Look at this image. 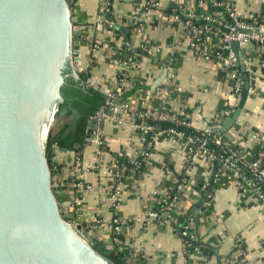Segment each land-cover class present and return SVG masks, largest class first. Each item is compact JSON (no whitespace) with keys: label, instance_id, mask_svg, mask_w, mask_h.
I'll return each mask as SVG.
<instances>
[{"label":"crops","instance_id":"obj_1","mask_svg":"<svg viewBox=\"0 0 264 264\" xmlns=\"http://www.w3.org/2000/svg\"><path fill=\"white\" fill-rule=\"evenodd\" d=\"M153 1L157 7L141 20L132 19L131 0H79L76 4L80 32L86 37L80 47V66L89 87L109 97L107 93L116 88L115 78L124 74L129 87L123 92L135 83L143 88L126 97L123 92L114 96L102 108L103 117L91 118L89 138L80 152L55 151L54 164L63 173L51 178L55 177L58 196L65 205H76L75 212L69 213L85 226L92 225L88 231L111 249L115 235L109 222L112 218L123 221L117 237L136 264H264V208L253 194L243 192L247 182L239 183L237 172L222 159L208 158L201 151L189 157L188 140L173 132L157 133L147 151L144 136L148 132L135 123L138 118L184 116L192 130L217 134L237 109L244 73L246 101L222 135L227 145L236 146L250 161L258 147L254 135L264 138L262 50L252 45L230 47L235 62L225 65L222 33L228 23L221 15V19L208 17V6L199 0ZM223 1L235 19L253 15L264 19V0ZM176 13L187 20L208 17L214 22L208 21L202 29L179 21ZM92 44L94 50H90ZM164 68L165 80L151 91ZM118 97L126 105L111 107ZM94 137L99 146L93 144ZM114 155L134 162L135 170L139 162L144 163L137 177L131 170L118 186L115 209L105 191L111 185L108 166ZM213 171V184L205 196ZM261 176L264 180V172ZM67 178L72 180L70 187L63 189ZM73 180L82 187L75 197ZM175 187L166 221L149 217L155 203L152 194H168ZM186 237L204 251L190 252Z\"/></svg>","mask_w":264,"mask_h":264},{"label":"water","instance_id":"obj_2","mask_svg":"<svg viewBox=\"0 0 264 264\" xmlns=\"http://www.w3.org/2000/svg\"><path fill=\"white\" fill-rule=\"evenodd\" d=\"M70 3L0 0V264L117 261L115 252L104 248L83 222L66 220L52 191L53 172L44 154L49 128L55 132L64 122L55 113L63 101L61 88L66 80L79 82L82 88L90 86L80 66V47L86 37ZM236 46L231 44L233 50ZM166 75L164 68L151 91ZM243 80L237 109L217 135L224 134L242 111L248 95L244 73ZM121 105H126L122 97L111 102V107ZM101 113L102 108L99 118ZM91 123L92 119L88 133ZM214 175L215 171L205 196Z\"/></svg>","mask_w":264,"mask_h":264},{"label":"trees","instance_id":"obj_3","mask_svg":"<svg viewBox=\"0 0 264 264\" xmlns=\"http://www.w3.org/2000/svg\"><path fill=\"white\" fill-rule=\"evenodd\" d=\"M140 0H131L132 3H139ZM148 1V0H143ZM198 1V0H197ZM215 3H223L226 4L223 0H213ZM199 2L206 4L208 6V17H213L215 13H220L221 17L224 20V23L231 24V18L229 17V14L225 12L224 7H216L210 3L209 0H199ZM70 7L73 11L76 12L77 7L74 5L73 0L70 3ZM147 12L155 10V8H150L149 6L145 9ZM172 14V13H171ZM179 21H189L190 23L194 24V27H201L204 29L206 26L205 23H208L205 19L201 18H191L190 20H187L183 16H179V14H175ZM253 19H256L257 22H262L259 16H252ZM238 21L245 22V23H251L252 20L248 19H237ZM264 23V21L262 22ZM204 25V26H203ZM126 36H128L126 34ZM225 53V51H224ZM122 76H118L116 80H119ZM143 88L139 84H134V86H131L127 91L123 92V96L126 97L127 95L131 94L135 90H139ZM61 93L63 97V101L61 104H59L55 116L61 115V118L64 120V122L57 128L55 132H53L52 129L49 128L46 139L44 141V154L45 159L47 161V164L51 171L53 172L52 175H61L60 173V167L56 166L54 164V153L55 151H70V152H80L82 148L84 147L85 141L88 137L87 132V123L92 118L95 117L99 111L100 108H103L108 101H111L109 98L105 100L103 98L104 94L98 90H94L93 88H82L79 86L77 82H74L72 79H67L65 84L61 88ZM186 113L188 111H185ZM175 119L177 121H170V120H159L155 117H149V118H138L135 119L136 124H141L147 127L151 128V131L148 132L145 136V146L147 148V151H149V143H151L152 138L157 133H166V132H175L180 133L184 136L186 139L192 140L194 143L191 145L192 149H195L198 143L204 142L205 148L210 154L214 156V158L218 159H228L232 157V155H235V158L242 157V160H237L234 158L233 161L230 160L229 163H232L231 167L230 164L227 163V167L237 172L238 175V182L243 183V181L247 183H251L257 188L259 194H261L264 197V180L262 178H257L256 175L250 170L249 165L251 162H253L255 159L259 157L260 154L264 155V145L263 143L258 144L257 149L254 151V156L250 161H247L244 157V155L239 152L236 146L234 145H227L228 141L226 140V137L224 135H217L215 132L210 133L208 136L203 135L202 133H198L191 128H189L187 125V119L184 116H176ZM219 138L220 144H215V140ZM144 143V141H143ZM190 147V146H189ZM237 149V150H236ZM117 163L118 170L125 169L120 174L122 175L123 179L125 180L131 170H134L135 174L133 178L137 177V174L141 172L144 169V163L143 161L139 162L138 168L135 170L134 166L135 163H129V161L124 157H119L118 155H114L113 157ZM263 161V159H262ZM122 179V180H123ZM71 179L67 178L66 183H71ZM73 182H75L73 180ZM244 191V188H242ZM176 194V187L174 189H171L168 191V197H166L163 201L159 203H154L150 209L151 212H155L160 214L162 209L166 205H170L172 203V199L175 197ZM58 202H62V199L55 195ZM159 199V198H158ZM66 217V216H65ZM88 229V228H86ZM119 240L121 237H117ZM111 243H113V237L111 240ZM186 243H190L189 250L194 251V248L200 251H204V248L199 245V243L196 242H190L186 237ZM102 246L104 247V244L102 243ZM120 245H117L113 243L112 250L115 252V255L117 257L116 264H136V261L134 260V257H131L127 247H120L121 250H119Z\"/></svg>","mask_w":264,"mask_h":264},{"label":"built area","instance_id":"obj_4","mask_svg":"<svg viewBox=\"0 0 264 264\" xmlns=\"http://www.w3.org/2000/svg\"><path fill=\"white\" fill-rule=\"evenodd\" d=\"M75 1L78 2L79 0H75ZM112 1H115V0H112ZM209 1H210V3H212V5H214L216 7H224L225 12L228 13L229 17L231 18V24L223 26L224 31L222 33V42H223V50L225 51V57L222 60L223 63L225 65H231L235 62V55L230 50L232 43H236L238 46L252 45V46H257V47L261 48V50H262V52H261L262 59L260 62V68L264 71V23H262L264 21V19L262 17H258L262 21V22L258 23L257 20L253 19V17L251 16V17L247 18L248 20H252L251 23L241 22V21H238L237 19L233 18L231 8L227 4L224 5L223 3H215L213 0H209ZM70 2H71V0H70ZM148 6L150 8H156L157 4L153 0H148V1L140 0L139 3L134 2L133 3L134 9L132 12V19L141 20L144 17V15H146L148 13L145 10ZM220 15H221L220 13H215L214 17L216 19H221ZM204 19L206 21L214 22L213 21L214 19H212V18L206 17ZM220 21H218L217 23H220ZM125 79L126 78L123 74L122 78H120L119 80H115L116 88L114 87L115 94L113 95V97L116 95H120L124 90H126L129 87L128 86L129 84ZM112 91L110 93H114V91L113 92ZM238 91L239 90L237 89V93H238ZM103 116L104 115H102V113H101L100 117H103ZM97 117H98V115H97ZM161 118L163 120L176 121V119H169L166 117H161ZM139 129L143 133L151 131L150 127L142 126V125L139 127ZM170 132H172V131H170ZM173 133H175V132H173ZM210 133H211V131H205L202 134L208 136ZM175 134L180 139H184V136L182 134H180V133H175ZM254 139L257 143H259L260 141L264 142V138L258 137L256 135H254ZM187 140H188V142L186 144V147L188 144H189L188 146H190L194 143L190 139H187ZM92 142L95 146L100 145V142L98 141L97 137H94V139H92ZM215 144H217V145L220 144L219 138H217L215 140ZM186 150L188 152L189 157H190V155L195 154L198 151L199 152L201 151L204 154H206V156H208V158H214V156L206 150L203 141L198 143L197 146L195 147V149L188 147ZM234 158H235V155H232V157H230L228 159H223L222 161L227 164V163H229L230 160H232L233 161L232 163H234V161H235ZM235 159L240 161L243 158L239 157V158H235ZM262 159H263V161H262ZM232 163H229L230 167H231ZM112 165H113V163H112ZM112 165L108 166V170H110V172L113 171L114 174H116V172L119 170H116V166L115 165L112 166ZM249 168L254 173V175H256L257 178H262L261 175L264 172V155L260 154L257 159H255L253 162H251V164L249 165ZM120 171H119V173H121ZM118 186L119 185H110V186H108V188L105 189L107 195L109 196L110 200L112 201V205H115V206H113L114 208L117 206V203L119 201V193L117 190ZM247 186L249 187L250 191L253 192V195L256 197V200L261 201L260 203H262L264 205V197L259 194V192L257 191V188H255V186L251 183H247ZM71 187L73 188V191H74L73 193H75V195L82 188L81 184L78 183V181L73 182ZM166 197H168V194L166 192H163L161 194L158 192H155L152 194V198H154L155 203H159V202L163 201ZM172 207H173V205L171 203L170 205H166L162 209L160 214L155 213V212H150V213H148V215L152 219H155V220L161 221V222L162 221L165 222L168 213L172 210ZM123 224H124V222L118 220L117 218H112L111 221L109 222V228L112 229V232L115 235L113 237V243L120 245V247L122 246V244H121V241L118 240L117 235L119 234L120 228ZM110 246L111 245H109V247Z\"/></svg>","mask_w":264,"mask_h":264},{"label":"rangeland","instance_id":"obj_5","mask_svg":"<svg viewBox=\"0 0 264 264\" xmlns=\"http://www.w3.org/2000/svg\"><path fill=\"white\" fill-rule=\"evenodd\" d=\"M72 1V0H71ZM73 3H74V5L76 6V1L75 0H73ZM70 9H71V7H70ZM72 10V9H71ZM94 48H95V46L92 44V45H90V50H94ZM115 80H116V78H115ZM108 95H109V99H111V98H113V95H114V93H107ZM112 100V99H111ZM102 115H103V113H102ZM95 117H97V115L95 116ZM157 119H159V120H163L161 117H158ZM177 121V120H176ZM260 143H263V145H264V142H262V141H260L259 143H257V144H260ZM113 162V165H115L116 166V170H118V166H117V163H116V161L115 160H113L112 161ZM112 165V166H113ZM110 166V165H109ZM125 169H121V172L122 171H124ZM108 174H109V176H110V181H111V185H120L121 183H122V179H123V177H122V175L119 173V171H117L116 172V174H114V172L113 171H111L110 172V170H108ZM61 175H63V173L61 174ZM54 178L55 177H53V179H51V184H52V191H53V193L55 194V195H58L59 194V189H58V187H57V185L53 182L54 181ZM53 180V181H52ZM246 186V188H244L245 189V191H243L244 193H251V194H253V192H251L250 191V189H249V187L247 186V185H245ZM67 187H70V185H68V183H64V185H62V188L63 189H65V188H67ZM106 188H108V187H106ZM258 191V190H257ZM261 195V194H260ZM72 196L73 197H75L76 195H75V193H73L72 194ZM258 202H261V201H259V200H257ZM60 204H61V207H62V214L64 215V216H66V220L68 221V222H70L71 224H73V223H75L76 222V219H77V217H76V215L75 214H72L73 212H75V209H76V205H70V206H68V205H65L64 203H62V202H59ZM69 203V202H68ZM118 204V203H117ZM262 206H263V208H264V205L262 204V203H260ZM115 206V205H114ZM117 207V206H116ZM115 209V208H114ZM69 210H72V213H69ZM92 226V225H91ZM91 226H90V224H87L85 227L86 228H91ZM103 244H104V248H106L108 251H111L112 249H111V246H110V248H108L109 247V244L108 243H105V242H103Z\"/></svg>","mask_w":264,"mask_h":264},{"label":"flooded vegetation","instance_id":"obj_6","mask_svg":"<svg viewBox=\"0 0 264 264\" xmlns=\"http://www.w3.org/2000/svg\"><path fill=\"white\" fill-rule=\"evenodd\" d=\"M75 82V81H74ZM79 84V82H77Z\"/></svg>","mask_w":264,"mask_h":264},{"label":"bare ground","instance_id":"obj_7","mask_svg":"<svg viewBox=\"0 0 264 264\" xmlns=\"http://www.w3.org/2000/svg\"><path fill=\"white\" fill-rule=\"evenodd\" d=\"M107 6V5H106Z\"/></svg>","mask_w":264,"mask_h":264}]
</instances>
